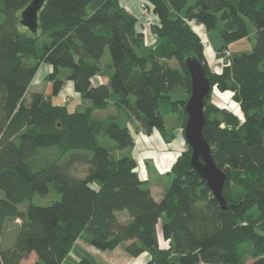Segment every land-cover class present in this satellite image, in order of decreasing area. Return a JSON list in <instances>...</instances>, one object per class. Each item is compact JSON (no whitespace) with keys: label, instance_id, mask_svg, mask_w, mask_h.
I'll return each instance as SVG.
<instances>
[{"label":"trees","instance_id":"1","mask_svg":"<svg viewBox=\"0 0 264 264\" xmlns=\"http://www.w3.org/2000/svg\"><path fill=\"white\" fill-rule=\"evenodd\" d=\"M31 1L0 0V240L19 220L10 245H0V264H21L31 254L33 264H62L79 238L100 251L147 253L146 264H245L241 247L251 244V264H264V0H145L156 19L152 47L119 0H44L34 31L20 24ZM247 22L254 28L251 50L233 53L221 73L211 72L191 24L217 30L222 52L248 36ZM106 50L110 61L102 62ZM192 55L211 88L231 91L242 114L240 120L205 100L203 136L225 174V209L191 167L188 147L154 200L136 161L116 158L99 143L104 135L114 149L133 147L129 128L93 116L113 98L147 134L163 132L172 114L185 124L184 60ZM41 65L51 68L44 90L27 98ZM61 69L68 70L62 78ZM98 75L107 83H94ZM66 81L88 103L83 110L52 103ZM51 186L58 201L31 204Z\"/></svg>","mask_w":264,"mask_h":264},{"label":"rangeland","instance_id":"2","mask_svg":"<svg viewBox=\"0 0 264 264\" xmlns=\"http://www.w3.org/2000/svg\"><path fill=\"white\" fill-rule=\"evenodd\" d=\"M146 2L145 0H139L138 12L137 17L141 18V25L145 27V30L148 32L149 35V28L147 23L150 21L151 25L155 23V17L151 16L149 18L140 17V5L141 3ZM146 19V20H145ZM139 23V24H140ZM146 24V25H145ZM196 34L202 40V44L204 47V56H205V63L210 69L211 72L214 73H221L223 68L225 67V63H220L219 54L221 52H217L222 45V40L219 36L217 30L209 31L206 33V29L204 26L197 27L196 25L193 26ZM196 27V28H195ZM247 29H248V36L242 40L234 42L230 44L225 50H229L231 55L233 53H238L241 51L248 52L251 50L253 43H254V28L250 22H247ZM144 30V31H145ZM206 33V34H205ZM151 34V31H150ZM148 47H152L155 44V38L150 37V39L145 40ZM110 61L109 52L108 50L105 51L102 62ZM169 66L172 68H176L177 64L175 61L170 62ZM64 72H68L66 69L60 70V78ZM45 74L46 71L44 67L41 65L38 73L33 80L28 93L26 95L29 98V93L34 91H42L45 87ZM105 78L103 76L98 75L94 79V83H104ZM113 100V98H112ZM110 102L109 107L102 112H94L93 116L96 119H105L110 117L122 126H126L129 128L131 136L133 138L134 145L133 147L127 148L126 150H117L114 149L115 144L107 139L104 135L99 137V143L110 150L113 156H116V152L119 155L116 158H120L123 156L132 157L137 163V172L141 179L147 181V187H151L152 192L154 194H158L161 190H166L168 186L171 184L172 177L168 175V172L174 162L178 159V157L184 152L185 148L187 147L183 137V146L176 151L175 148L168 146L165 141L162 140V136L170 137V142L174 143L175 134L173 131H176V128L180 127V132L183 136V125L182 121L183 118L179 113L172 114L170 116H165V129L163 132H160L156 129H153L151 133L147 134L139 125V123L132 118L129 111L126 109H121L120 111L116 109L112 101ZM209 103L213 104L214 106L218 107L219 109H225L228 112L236 115L240 120H242V114L239 109L238 104L236 103L233 94L231 91L221 92L216 87L211 88V92L209 95ZM52 103L55 105L65 106L68 111H75V110H83L87 105L84 102L78 99V97L74 94L73 90L68 89V87H63L59 94L51 99ZM184 122V121H183ZM154 132V133H153ZM151 134H154V138L151 137ZM150 137V141L148 142L145 139ZM174 151V152H172ZM44 159H51V154L47 153L44 155ZM120 156V157H119ZM82 165H76L74 173L78 176L82 175ZM151 193V192H150ZM159 196V194H158ZM60 199L59 193H57L54 188L51 186L49 193L45 196H34L31 200V204L36 206H48L51 205L53 202L58 201ZM28 203H23L19 206V208L25 209ZM252 214L256 213L255 209H252ZM118 219L121 222H125L126 216L124 214L118 215ZM19 224V220H15L14 222H9L7 224V230L5 231L4 236L0 240V245L2 247H7L13 240L15 234V226ZM123 247V246H122ZM124 249V247H123ZM251 251L252 245H244L241 247V254L244 257L245 264H251ZM148 257V256H147ZM147 261V259L145 258Z\"/></svg>","mask_w":264,"mask_h":264},{"label":"water","instance_id":"3","mask_svg":"<svg viewBox=\"0 0 264 264\" xmlns=\"http://www.w3.org/2000/svg\"><path fill=\"white\" fill-rule=\"evenodd\" d=\"M44 0H32L20 13V24L34 31L37 16ZM185 69L190 79V93L184 105L186 121L183 128V139L190 150V165L206 182L208 189L222 209L226 208L222 191L225 174L212 160L211 149L203 136L206 123L204 103L210 95L211 85L202 64L195 56L184 60Z\"/></svg>","mask_w":264,"mask_h":264},{"label":"crops","instance_id":"4","mask_svg":"<svg viewBox=\"0 0 264 264\" xmlns=\"http://www.w3.org/2000/svg\"><path fill=\"white\" fill-rule=\"evenodd\" d=\"M119 2L121 4V6L124 7L127 11L132 13L134 16H137L139 0H119ZM141 20L142 19H139V21H138L137 30H139V32H142L145 35L146 39L147 38L150 39V37L153 38V35H151V34L148 35L147 31L145 30V27L143 25H141V23H140ZM194 25H196V24H194V23L191 24L192 27ZM196 26L202 27L201 25H196ZM206 33H207V31H206ZM170 62H172V61H170ZM42 66L44 67V69L46 71V74H45V76H46L50 72L51 68L48 65H42ZM106 83H107V78H105V84ZM63 87H68V89L73 90L74 94L79 99V95L77 93H75V91L73 89V83L71 81H66ZM85 105H88V103H85ZM103 111H105V110H103ZM95 112H102V111H95ZM173 133L175 134V138H176L174 140L173 144H172V142L169 143L170 137L162 136L161 138L163 141L166 142V144L168 146L175 148L174 150L176 151L177 149H179L183 146L184 141L182 139L183 136L180 132V127L176 128V131H173ZM151 137L154 138V134H151ZM150 139H151L150 137H147L145 139V141L147 140L149 142ZM172 152H174V151H172ZM118 155H119V153L116 152L115 157H117ZM149 190L151 192L153 199L156 201L160 200L164 194V190H161V192L158 193L159 196H158V194H154L152 192L151 187H149ZM147 256H148L147 253H143L138 257H132L125 252V250L123 249L122 246H118L112 251H100V250L94 248L93 246L89 245L83 238H79L75 242L73 249L68 254V256L64 259L62 264H78L83 259H86L89 262V264H146L149 260V256L148 257ZM145 258L147 259V261L145 260ZM34 261H35V256H34V254H31L29 256V258L27 260L22 261L21 264H33Z\"/></svg>","mask_w":264,"mask_h":264},{"label":"built area","instance_id":"5","mask_svg":"<svg viewBox=\"0 0 264 264\" xmlns=\"http://www.w3.org/2000/svg\"><path fill=\"white\" fill-rule=\"evenodd\" d=\"M139 13H140V17L149 18L147 20H150L151 16H153V14H152V12L150 10V7L148 6V4L146 2L141 3ZM138 19H141V18L138 17ZM155 21H156V19H155ZM155 23H153V24H155ZM147 26L149 28L148 31H149V35H150V27H151V22L150 21L147 23ZM230 55H231V53H230L229 50L226 49V50L222 51L219 54V58H218L220 60V63H223V64L225 63L226 64L227 60L230 58Z\"/></svg>","mask_w":264,"mask_h":264}]
</instances>
